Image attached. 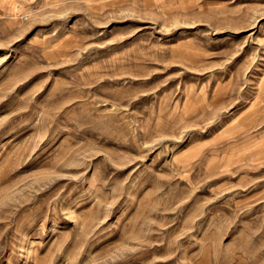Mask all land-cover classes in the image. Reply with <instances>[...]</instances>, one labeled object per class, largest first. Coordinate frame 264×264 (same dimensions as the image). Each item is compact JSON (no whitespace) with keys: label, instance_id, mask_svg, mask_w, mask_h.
<instances>
[{"label":"rangeland","instance_id":"374dc122","mask_svg":"<svg viewBox=\"0 0 264 264\" xmlns=\"http://www.w3.org/2000/svg\"><path fill=\"white\" fill-rule=\"evenodd\" d=\"M0 264H264V0H0Z\"/></svg>","mask_w":264,"mask_h":264},{"label":"built area","instance_id":"2783aa9c","mask_svg":"<svg viewBox=\"0 0 264 264\" xmlns=\"http://www.w3.org/2000/svg\"><path fill=\"white\" fill-rule=\"evenodd\" d=\"M19 7H21V5H20V4L17 6V9H18ZM23 17H25V18H26L27 16H23Z\"/></svg>","mask_w":264,"mask_h":264}]
</instances>
